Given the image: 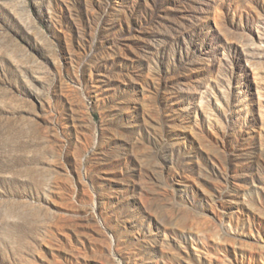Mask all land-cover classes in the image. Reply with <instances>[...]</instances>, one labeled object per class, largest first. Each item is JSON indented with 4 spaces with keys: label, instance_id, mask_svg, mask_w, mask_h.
I'll list each match as a JSON object with an SVG mask.
<instances>
[{
    "label": "rangeland",
    "instance_id": "374dc122",
    "mask_svg": "<svg viewBox=\"0 0 264 264\" xmlns=\"http://www.w3.org/2000/svg\"><path fill=\"white\" fill-rule=\"evenodd\" d=\"M0 264H264V0H0Z\"/></svg>",
    "mask_w": 264,
    "mask_h": 264
}]
</instances>
